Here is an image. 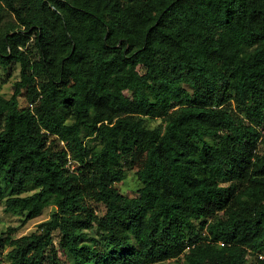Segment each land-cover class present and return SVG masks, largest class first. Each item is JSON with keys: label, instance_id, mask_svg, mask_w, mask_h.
I'll return each instance as SVG.
<instances>
[{"label": "trees", "instance_id": "obj_1", "mask_svg": "<svg viewBox=\"0 0 264 264\" xmlns=\"http://www.w3.org/2000/svg\"><path fill=\"white\" fill-rule=\"evenodd\" d=\"M1 68L0 264H264V0H0Z\"/></svg>", "mask_w": 264, "mask_h": 264}, {"label": "rangeland", "instance_id": "obj_2", "mask_svg": "<svg viewBox=\"0 0 264 264\" xmlns=\"http://www.w3.org/2000/svg\"><path fill=\"white\" fill-rule=\"evenodd\" d=\"M7 18H13V16L7 12ZM141 72H144L143 67H139ZM0 75L5 81L1 82L0 90L3 95L6 97L12 96L15 90V82L20 79L19 68H14L10 75L9 72L0 69ZM21 104L25 105V99L22 97L20 99ZM143 185L142 181L138 178L134 171H129L128 176L117 186L126 194L130 196L137 195L139 193V189ZM33 191V190H31ZM96 208H98L99 213L102 214L104 212V206L102 204H95ZM54 211V207H47L43 214L37 218L30 220L28 223L23 224V215L20 213L8 212L5 209V201H0V236L6 237L8 233H12L15 236H21L23 234L30 233L38 228L39 223L44 220H47L51 217ZM59 232H55V243L59 242ZM4 264H10L9 258H6Z\"/></svg>", "mask_w": 264, "mask_h": 264}, {"label": "built area", "instance_id": "obj_3", "mask_svg": "<svg viewBox=\"0 0 264 264\" xmlns=\"http://www.w3.org/2000/svg\"><path fill=\"white\" fill-rule=\"evenodd\" d=\"M261 257L263 256V255H260Z\"/></svg>", "mask_w": 264, "mask_h": 264}]
</instances>
